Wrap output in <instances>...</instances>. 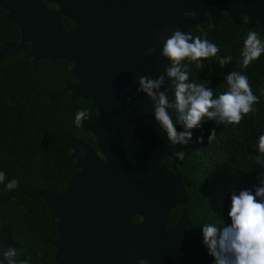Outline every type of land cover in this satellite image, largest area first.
<instances>
[{"label": "water", "instance_id": "obj_1", "mask_svg": "<svg viewBox=\"0 0 264 264\" xmlns=\"http://www.w3.org/2000/svg\"><path fill=\"white\" fill-rule=\"evenodd\" d=\"M0 8L8 13L5 27L15 23L20 30L15 41L0 47V60L29 43L34 61H70L76 83L64 90L70 101H88L99 115L97 122L87 118L80 126L92 135L97 151L81 141H67L77 173L63 193L36 195L57 220L54 260L186 264L180 250L194 240L185 207L190 184L187 177L160 168L166 159L179 163L175 153L181 147L167 144L152 101L136 91L138 77L156 79L169 66L161 56L160 36H170V26L187 33L201 23L217 25L226 13L235 26L245 19L259 24L264 35V0H0ZM63 18L74 24L72 30L61 28ZM170 86L165 75L160 91ZM176 206H182L181 216L170 226L169 214ZM135 216L141 221L135 223ZM9 247L18 243L6 225L0 228V264Z\"/></svg>", "mask_w": 264, "mask_h": 264}, {"label": "trees", "instance_id": "obj_2", "mask_svg": "<svg viewBox=\"0 0 264 264\" xmlns=\"http://www.w3.org/2000/svg\"><path fill=\"white\" fill-rule=\"evenodd\" d=\"M5 1V0H1ZM7 11L0 8V47L13 42L20 35L15 23L6 25ZM60 26L67 30L72 23L62 19ZM259 24L247 20L235 26L222 13L217 26H203L191 33L218 46L215 57L181 61V71L189 74L188 83H203L213 90V98L229 90L226 76L231 71L246 75L253 94L259 97L255 112L243 116L237 125L218 123V117H205L201 127L190 130L192 138L179 144L184 158L179 163L166 159L160 168L166 173L187 177L190 189L185 205L194 240L185 243L180 256L186 264H213L202 243L201 228L214 224L218 228L230 223V193L259 186L264 172V153L258 150L259 136L264 134V53L246 68L242 66L241 52L250 31L259 34ZM264 41V35H260ZM31 45L26 43L12 55L0 60V172L5 181L0 183V228L9 225L10 235L18 243L16 264L25 259L29 264H58L54 260L58 240L57 220H53L46 202L36 197L42 191L63 193L67 182L77 173L69 140H78L97 151L92 135L75 124L76 111L86 110L87 118L98 121V111L83 99L70 101L67 85L76 80L71 76L72 64L66 59L33 60ZM230 56L223 67L219 59ZM203 67H197V64ZM174 100V91L168 93ZM211 111V109H210ZM175 115V114H173ZM175 119V118H174ZM177 132L185 129L176 124ZM215 130L216 136L208 141ZM197 137L203 139L199 142ZM17 180L18 186L6 190L5 185ZM182 206L169 214V225L181 216ZM141 221L140 216L134 222Z\"/></svg>", "mask_w": 264, "mask_h": 264}, {"label": "clouds", "instance_id": "obj_3", "mask_svg": "<svg viewBox=\"0 0 264 264\" xmlns=\"http://www.w3.org/2000/svg\"><path fill=\"white\" fill-rule=\"evenodd\" d=\"M169 31L171 35L167 38L160 36L161 56L169 66L156 79L147 75L139 76L136 90L146 94L152 101L155 122L166 133L167 144H187L192 138L190 130L200 128L205 117L209 120L218 117V123L237 125L243 116L256 111L253 105L259 102V97L253 94L247 76L240 72L231 71L226 76L229 90L218 98H213V90L206 88L203 83L186 82L189 74L181 71V61L186 58L199 61L215 57L220 49L207 39H201L200 36L193 38L189 32L184 33L175 26H170ZM261 53H264V41L257 32L250 31L241 52L242 66L246 68ZM231 59L230 56L219 59L220 66L230 63ZM197 67L202 68L203 65L198 63ZM165 75L171 79V86L166 91H160ZM169 89L174 91L173 101L169 100ZM128 99L131 100V97ZM88 115L86 110H79L75 117L76 126H82V121ZM177 123L185 130L178 133ZM215 136L216 132L212 130L208 141ZM202 139L197 137L198 142ZM258 150L264 153V134L259 136ZM175 156L183 159L184 152H177ZM260 176L264 177V172ZM4 181L5 174L0 172V183ZM17 186L18 181L13 179L5 185V189L12 190ZM227 218L230 223L222 228L214 224H205L201 228L202 243L213 258V264H264V179H260L259 186L254 187V190L249 188L239 190L238 194L235 191L230 193ZM2 255L3 264H16V248L9 247ZM21 264H29V260L25 259ZM137 264L149 262L140 259Z\"/></svg>", "mask_w": 264, "mask_h": 264}, {"label": "flooded vegetation", "instance_id": "obj_4", "mask_svg": "<svg viewBox=\"0 0 264 264\" xmlns=\"http://www.w3.org/2000/svg\"><path fill=\"white\" fill-rule=\"evenodd\" d=\"M6 1V0H5ZM47 4L50 6V7H53L54 5H51L48 1H47ZM222 15V14H221ZM220 15V16H221ZM187 17H192L193 15L192 14H187L186 15ZM220 16H219V19H220ZM64 19V18H63ZM66 19V18H65ZM219 19H218V21H217V25H218V23H219ZM68 20V19H67ZM70 21V20H69ZM71 22V21H70ZM72 23V22H71ZM205 25H207V26H217V25H215L214 23H212L211 21H209V23H201V24H199V25H196L195 26V30H189L188 32L191 34V33H194V32H196L199 28H201V27H203V26H205ZM73 26H74V24L72 23V26L69 28V29H67V30H64V31H70V30H72L73 29ZM150 52V51H149ZM94 122H97V121H94Z\"/></svg>", "mask_w": 264, "mask_h": 264}]
</instances>
